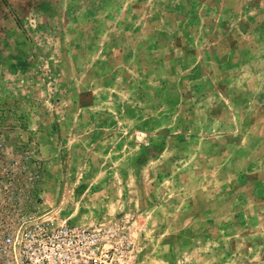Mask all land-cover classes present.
<instances>
[{"label":"rangeland","instance_id":"obj_1","mask_svg":"<svg viewBox=\"0 0 264 264\" xmlns=\"http://www.w3.org/2000/svg\"><path fill=\"white\" fill-rule=\"evenodd\" d=\"M0 142L118 264H264V0H0Z\"/></svg>","mask_w":264,"mask_h":264},{"label":"built area","instance_id":"obj_2","mask_svg":"<svg viewBox=\"0 0 264 264\" xmlns=\"http://www.w3.org/2000/svg\"><path fill=\"white\" fill-rule=\"evenodd\" d=\"M15 172L0 160V264H118L126 236L27 212V193L14 183Z\"/></svg>","mask_w":264,"mask_h":264}]
</instances>
